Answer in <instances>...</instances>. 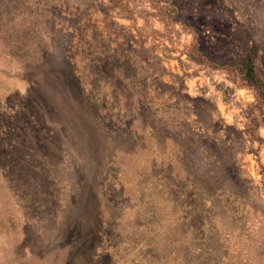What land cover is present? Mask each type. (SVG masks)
<instances>
[{
  "label": "rangeland",
  "instance_id": "1",
  "mask_svg": "<svg viewBox=\"0 0 264 264\" xmlns=\"http://www.w3.org/2000/svg\"><path fill=\"white\" fill-rule=\"evenodd\" d=\"M0 264H264V0H0Z\"/></svg>",
  "mask_w": 264,
  "mask_h": 264
},
{
  "label": "trees",
  "instance_id": "2",
  "mask_svg": "<svg viewBox=\"0 0 264 264\" xmlns=\"http://www.w3.org/2000/svg\"><path fill=\"white\" fill-rule=\"evenodd\" d=\"M245 63H246L245 66L248 68V72L247 73H249V75H253L254 67L252 65V62L247 60Z\"/></svg>",
  "mask_w": 264,
  "mask_h": 264
}]
</instances>
